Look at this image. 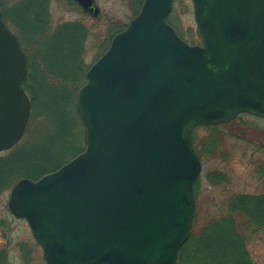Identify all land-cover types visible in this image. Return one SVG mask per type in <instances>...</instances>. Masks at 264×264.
Here are the masks:
<instances>
[{
    "label": "water",
    "instance_id": "1",
    "mask_svg": "<svg viewBox=\"0 0 264 264\" xmlns=\"http://www.w3.org/2000/svg\"><path fill=\"white\" fill-rule=\"evenodd\" d=\"M192 2L198 45L169 24L172 0H144L78 91L85 150L12 188L9 210L27 220L46 264H177L203 167L195 129L264 118V0ZM27 73L0 9V152L30 121Z\"/></svg>",
    "mask_w": 264,
    "mask_h": 264
},
{
    "label": "trees",
    "instance_id": "2",
    "mask_svg": "<svg viewBox=\"0 0 264 264\" xmlns=\"http://www.w3.org/2000/svg\"><path fill=\"white\" fill-rule=\"evenodd\" d=\"M21 1L0 0V8L5 22L19 37L29 61L24 88L30 96L32 114L23 140L31 133L32 128L41 127L43 130L48 122L51 143L46 145L53 146L54 151L50 153L45 148V161L52 164L37 170L40 155L31 156L28 161L20 163L18 169L14 165V158L19 155L26 142L16 145L7 155H0V164L7 167L5 170L0 169V192L14 186L21 177L37 180L57 170L83 152L86 144V130L78 110L77 94L86 80L82 56L88 30L80 23L70 22L62 23L52 30L49 12L52 0ZM63 1L66 5H77L74 0ZM142 2L143 0H133L134 10ZM7 3H10L8 8ZM36 74L52 87L45 102L48 110L40 113L37 112L40 104L38 93L35 87L28 84L31 77L36 81ZM242 116L227 124L195 129L193 141L202 162L221 158V149L227 148L231 137L227 130L231 127L240 128ZM38 117L44 119V126V122L34 125ZM251 126L260 131L258 127ZM200 129L206 133L199 135ZM78 141H81V146H78ZM254 145L251 160L255 172L264 180V144L254 142ZM32 169L35 171L30 173ZM225 177L224 173L217 171L210 176V180L213 184L222 185L227 182ZM198 188L199 183H196V197ZM259 231L264 232V193L235 194L228 200L221 216L210 218L199 232L193 226L187 243L180 250L177 264H256L248 250V244L252 232Z\"/></svg>",
    "mask_w": 264,
    "mask_h": 264
},
{
    "label": "rangeland",
    "instance_id": "3",
    "mask_svg": "<svg viewBox=\"0 0 264 264\" xmlns=\"http://www.w3.org/2000/svg\"><path fill=\"white\" fill-rule=\"evenodd\" d=\"M143 3L144 0L140 7L134 10L133 0H95L93 8L85 10L79 4L70 6L66 5L63 0H52L49 5L50 24L54 30L65 22L80 23L88 30L82 56L83 67L87 73L92 64L108 49L117 30L122 31L129 26L140 12ZM9 4L7 3V8ZM168 21L189 44H200L201 35L195 21L192 0H172ZM34 59L36 58L34 57ZM35 80L31 77L28 84L35 87L38 93L40 104L37 112L40 113L43 110H48L45 102L52 87L39 74H36ZM42 122L44 119L38 117V121L34 125ZM239 124L240 128L231 127L227 130V134H230L231 137L228 140L227 148L221 149V158L202 162V172L197 181L199 188L194 220L197 232L208 223L210 218L223 214L228 200L233 195L264 193V180L255 172V166L251 160L252 153L255 151L254 142L264 144V119L244 114ZM44 125L45 122L42 126ZM251 125L258 127L260 131L252 128ZM50 129L48 122L43 130L41 127L32 128L31 133L20 142V144L25 142L26 144L19 151V155L14 158V165L17 169L20 167V163L28 161L34 155H40L36 170L41 167L47 168L52 164L45 161V148L49 149L50 153L54 151L53 146L46 145L51 140ZM198 133L204 135L206 131L200 129ZM77 143L78 146H81V141ZM84 147L86 148V144ZM10 151L0 152V155H7ZM6 168L0 164L1 170ZM34 171L35 169H32L30 173ZM217 171L225 174L227 182L222 185L212 183L210 176L212 177ZM24 178L28 177H21V179ZM14 186L0 192V254L6 256V262L3 261L1 264H46L43 251L35 243L26 221L15 217L9 210V196ZM248 250L256 264H264V232H252Z\"/></svg>",
    "mask_w": 264,
    "mask_h": 264
},
{
    "label": "flooded vegetation",
    "instance_id": "4",
    "mask_svg": "<svg viewBox=\"0 0 264 264\" xmlns=\"http://www.w3.org/2000/svg\"><path fill=\"white\" fill-rule=\"evenodd\" d=\"M26 221V220H25ZM26 223H27V225L29 226V224H28V222L26 221ZM29 229H30V226H29ZM31 230V229H30ZM32 233V232H31ZM33 239H34V237H33ZM34 241H35V239H34ZM35 243L40 247V245L35 241ZM41 248V247H40ZM42 249V248H41ZM43 251V250H42ZM6 256H4V255H1L0 254V264H1V262H3V261H5L6 262Z\"/></svg>",
    "mask_w": 264,
    "mask_h": 264
}]
</instances>
